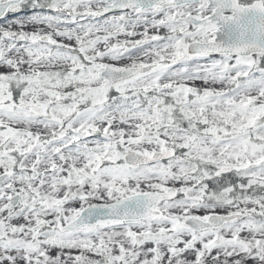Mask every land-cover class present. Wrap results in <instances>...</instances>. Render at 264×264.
Masks as SVG:
<instances>
[{"label":"snow or ice","instance_id":"6c2138e0","mask_svg":"<svg viewBox=\"0 0 264 264\" xmlns=\"http://www.w3.org/2000/svg\"><path fill=\"white\" fill-rule=\"evenodd\" d=\"M0 264H264V0H0Z\"/></svg>","mask_w":264,"mask_h":264}]
</instances>
